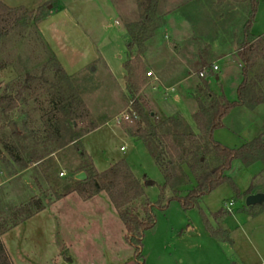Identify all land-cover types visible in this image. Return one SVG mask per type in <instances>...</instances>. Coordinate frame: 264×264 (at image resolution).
<instances>
[{
    "label": "rangeland",
    "instance_id": "obj_1",
    "mask_svg": "<svg viewBox=\"0 0 264 264\" xmlns=\"http://www.w3.org/2000/svg\"><path fill=\"white\" fill-rule=\"evenodd\" d=\"M9 1L33 11L40 7L45 16L38 22L33 21L35 14L31 19L23 18L0 38V95L6 91L16 97V106L8 117L0 111V217L5 220L3 225H9L7 220L11 218L12 211L35 196L48 197L53 206L4 233L1 237L3 244L16 264H113L119 259H114L106 245L101 243L104 240L101 231L108 226L116 234L119 227L116 224L112 226L110 218L105 221L95 218L101 213H109L110 216L112 207L108 206V212H105L104 206L87 209L78 205L80 197L77 192L63 195V186L68 175L81 167L83 160L78 149H82L101 169L121 158L126 161L129 156L127 162L145 182L152 204L158 199L163 178L161 171L142 142L134 145L121 132V123L125 121L123 115L131 107L122 68L129 40L125 25L140 18L138 0ZM258 2L261 5L258 21L264 24V0ZM244 8L245 2L241 0H223L221 3L217 0H157L158 16L154 18L150 31H155L150 41L158 43L157 51L147 52L145 46L141 53L145 70H150L152 76H147L145 72L146 82L139 96L144 111L155 113L158 124L171 115H178L189 130L197 133L192 118L197 109L193 93L203 78L198 76L197 69L193 68L195 73L184 80L181 75L158 78L160 83L173 85L176 89L180 87L182 102L179 105L183 109L177 110L170 104V96H163V89L153 78L165 65L169 67V72L175 71L173 53L168 45L163 44L174 39L182 41L190 62V54L195 53L197 47L207 44L218 66L215 70L217 78H207L210 90L223 93L229 101L236 98L240 66L236 47L230 41L233 30L237 31L235 23L243 18ZM136 53L138 51L134 47L131 55ZM257 61L255 74L264 69L260 66L261 60ZM59 66L64 73L58 70ZM72 98H79L91 113L92 120L98 124L96 129L81 136L74 144L70 142L71 138L88 120L72 124L71 119L63 115L61 106ZM186 102H191L192 109H184ZM239 107L232 108L224 116L223 125L217 128L213 137L229 148L240 146L253 130V137L264 133V105L255 109ZM116 120L120 128L115 124ZM8 126L20 135L21 140H29L26 151L18 149L15 154L25 157L35 142L41 152L51 149L53 153L38 164L25 158L22 164L15 162L2 141L8 140L15 145L19 143V138L10 134ZM168 130L172 128L158 126V133L166 144H169L166 139L169 142L178 141L180 147L188 149L198 143L197 139H191L188 131L183 135L170 136ZM121 146H124L123 150ZM205 158L209 166L215 164L210 152L206 151ZM260 163L257 161L246 166L234 163L231 181L237 192L231 182H224L203 194L198 201L199 207L205 212L218 213L220 217H230V222L234 224L231 216L223 212V203L231 201L233 213H245L244 210L248 209L244 204L245 192L249 186L253 185L255 192H264V171L254 176L261 168ZM178 168L176 166L180 173ZM60 171L64 172L63 176L59 175ZM166 192L168 196L169 192ZM56 194L67 196L56 202L53 201ZM101 197H105L104 194ZM171 201L168 213L184 212L182 207L176 212L179 202ZM260 207L264 208V204L254 205L253 210H260ZM153 211L157 216L160 209L155 206ZM59 229L66 242H74L71 248H63L57 232ZM92 233L93 236L98 234V237H89ZM92 242L99 245L93 246ZM122 243L124 253L120 260L133 249L123 236ZM253 244L255 241L248 245L249 252ZM246 247L244 244V251H247ZM65 256L72 261H64Z\"/></svg>",
    "mask_w": 264,
    "mask_h": 264
},
{
    "label": "trees",
    "instance_id": "obj_2",
    "mask_svg": "<svg viewBox=\"0 0 264 264\" xmlns=\"http://www.w3.org/2000/svg\"><path fill=\"white\" fill-rule=\"evenodd\" d=\"M223 0H217L221 3ZM245 2L243 18L235 23L237 31L231 34L232 45L236 47V57L240 66V81L236 88V98L232 101L226 99L223 93H214L210 90L207 78L216 77L215 70L212 69L211 60L213 59L210 47L206 44L197 47L195 53L191 55V62L197 72L204 70L206 78H202L193 95L197 102V109L192 118L195 123L197 133L192 132L187 127L185 121L178 115L161 121L155 120V113L146 112L140 102L139 91L146 82L145 65L141 58L145 50V41L152 36L150 31L153 29L152 23L157 17V0H138V7L141 9L140 18L137 21L127 23L126 35L129 40L126 43V59L122 63L125 77V89L131 102V112L135 117L130 121L121 123V127L128 136L135 138L143 143L146 150L152 157L154 163L161 171L164 182L160 187V193L155 204L150 203L147 198L142 182L136 178L124 159H118L110 164L106 169L97 171L88 154L78 149L83 160L81 167L75 173L83 171L86 175L84 180L73 178L75 173L68 175L64 184V193L77 192L83 200L89 199L101 192L105 193L112 204L117 216L124 227V237L133 248V256L136 260L142 261L140 254L141 239L144 232L154 225L155 215L153 207L163 208L164 193L169 192L168 200H177L180 206L186 210L195 207L206 231L211 236L227 239V234L223 229H214L208 222L204 211L199 207L200 197L213 190L224 182H231L233 189L237 188L231 181L229 171L234 163L249 165L260 161L264 164V133H260L250 140L242 143L238 147L229 148L213 139V132L220 128L224 116L234 107L244 106L254 108L264 105V69L258 74L254 73L258 59L261 60V67H264V36L255 37L251 34L250 28L254 22V16L258 6V0H241ZM37 8L27 10L23 6L8 7L0 1V38L12 30L21 19H31L34 22L40 21L45 15ZM233 27L232 29H234ZM239 29V31H238ZM136 47L138 53L131 55V50ZM59 71L64 73L59 66ZM18 96V95H17ZM16 106V97L4 91L0 95V111L9 116ZM63 115L71 119L72 124L88 120L77 135L71 138L72 144L84 134L96 129L98 124L92 120L91 113L86 105L79 98H72L65 105L61 106ZM164 125L171 135H183L188 131L192 140L197 139L195 147L186 149L180 147L179 142H169L166 144L162 135L158 133V126ZM9 127V126H8ZM10 134L19 138L17 145L2 140L4 148L10 157L17 163L22 164L24 158L34 164L43 161L44 157L53 153L48 149L41 152L37 148L38 143L31 144V149L25 157L15 154L18 149L22 152L27 149L29 140H21L20 135L11 127ZM187 133V132H186ZM168 137V135H166ZM166 137V138H167ZM25 139V138H24ZM23 141V142H22ZM27 145V146H26ZM192 146V144H191ZM46 149V148H45ZM210 152L215 158V164L209 166L205 154ZM178 166L180 173L177 171ZM254 192L253 185L246 190L245 195ZM63 195L56 194L53 201L60 199ZM51 204L48 197L35 196L21 207L13 210L9 225H3L0 221V235L15 226L19 222L41 211L46 205ZM261 208V207H260ZM253 209V206L249 211ZM260 210H264L261 208ZM218 213H213L215 217ZM0 264H12L0 239Z\"/></svg>",
    "mask_w": 264,
    "mask_h": 264
},
{
    "label": "crops",
    "instance_id": "obj_3",
    "mask_svg": "<svg viewBox=\"0 0 264 264\" xmlns=\"http://www.w3.org/2000/svg\"><path fill=\"white\" fill-rule=\"evenodd\" d=\"M0 1L8 7L23 6L25 8H28L24 5L14 4L9 0H0ZM260 6L261 5L258 2L257 10L254 16V22L250 28L251 34L255 37L264 36V24L258 21V17L261 11ZM28 10L31 9L28 8ZM154 34L155 31L152 34V36H150L144 43L147 52L151 51V53H155L157 51L155 49H157L158 43L154 44L153 42L150 41V39L153 37ZM163 44H166L170 47L169 50L171 53H173L172 59L175 60L173 64L175 66L173 67L175 68L174 72H176V70L178 72L176 73L172 71L169 72L168 71L169 67L165 65L161 67L160 71L158 72V76L154 75L155 80L158 81L156 82L158 83V86L161 89H163L162 91L163 92L162 94H164L163 96H167V95L170 96V101H171L170 104L177 110L178 108L183 109L179 105V103L182 102L181 98L179 97V92L181 91L180 87H177L176 89L173 85L160 83L159 79L160 78L163 79L164 77L170 78L181 75L182 76L181 79L184 80L186 78L191 77L195 73L193 69L194 67L190 65L191 62L189 58L186 57L187 53L186 51H184L185 49L183 47L184 45L182 44V41L174 39L169 43H163ZM149 47H151L150 50ZM214 62L215 59H212L211 63L215 64ZM170 87H173L172 91H169ZM165 90H167V92H165ZM183 105H184V109L185 108L192 109L191 102H186V104ZM115 124L117 125V127H119V125L116 122ZM216 131L217 129L214 130L213 137ZM121 132L123 136L129 138L134 145L137 144L138 142H141L135 138L128 136L123 131ZM254 132H255L254 130L252 132H249L247 138H244L243 141L246 142L250 140L253 137ZM136 147H138V145ZM86 153L91 158V156L87 151ZM128 159L129 156H127V160ZM91 160L94 168L97 171H102L113 163L110 162L105 168L101 169L94 163L93 158H91ZM127 164L130 170L132 171L133 175L143 182L140 175L135 171V169L131 167L130 163L127 162ZM260 164H261L260 165L261 168L258 170V172L255 173L254 176L264 171V164L262 163ZM163 182L164 179L162 178L161 186L163 185ZM143 189L150 203H152L148 196L147 193L148 188L145 186V183L143 184ZM252 193H255V191ZM102 194H104L105 197H101ZM166 194L167 193H164L165 196L163 203L164 207L159 208L160 212L158 211L159 215L157 214V216H155L153 227L146 230L142 236L141 248H140L142 261H138L134 258L133 249L131 252L130 251L126 252L125 258H122V260H120V256H122V253H124L123 252L124 247L122 243V236L124 237L125 234L124 227L122 222L119 221L120 220L118 219L119 217L115 216L114 213L115 210L105 193L101 192L86 200H83L78 197L79 198L78 200L80 202L78 203V205L85 206L87 207V209L88 207L104 206L106 207L105 212L106 211L108 212L109 210L108 206L112 207L110 216L109 213H101V215H99L98 217L95 216V218H98L100 221H105L108 220V218H110L112 221V226L116 224L119 227L118 232L117 233L115 232L116 234H113V230L108 229L109 228L108 226H107L108 228L106 227L105 230L101 231L104 238V240L101 241V243L106 245L107 250L111 252V255L114 259L116 260L119 259L113 264H264V210L252 209L251 211H249V209L252 208L251 207L248 208L247 210H244L245 213L235 214L233 213L232 209L231 212H226L224 208H222L224 213H228V215L231 216V218L234 220V224L230 222V217L224 218V216L220 217L219 215H216L214 217L213 211H208V212L204 211V213L207 216L209 224L214 229L220 228L226 232L228 238L223 239L221 237L211 236L208 233V231H206L204 224L198 213V210L195 207L188 208L186 210L183 209L184 212L181 214L168 213V210L171 205L170 203L173 201L168 200ZM66 196L61 197L60 199L56 200V202L64 200ZM225 203L226 202L223 203V207ZM51 206H53V203L46 205L45 208L42 209L41 211L19 222L18 224H16L15 226L11 227L8 230L18 228L19 226L27 222V220L40 214V212L50 209ZM177 206L175 207L176 212L181 209L179 203H177ZM88 211H93V210L89 209ZM10 219L7 221H10ZM55 219L57 220L58 218ZM51 228L55 229L54 226H51ZM8 230H6L0 235L2 244L3 241L1 237ZM60 230L61 229H59L57 232L61 238V241L63 242V248L66 249L68 247L71 248L74 242L68 240L66 242V240L62 237V233ZM92 236L93 233L92 235L90 234L89 237ZM95 236L98 237V234L97 235L95 234L93 237ZM251 241L252 242L255 241V244H253L254 246L251 247L252 249H250L249 252L248 247L250 246ZM256 242L258 248L256 246ZM92 243L93 246L99 245L98 242H92ZM76 244L74 245L76 246ZM244 244H246L247 246L246 247L247 251H244L243 250L244 248H242ZM3 246L12 264H16L15 260L11 257L10 253L8 252L4 244ZM67 259H70V261H67ZM64 261L71 262L72 259L69 258L68 256H65Z\"/></svg>",
    "mask_w": 264,
    "mask_h": 264
},
{
    "label": "water",
    "instance_id": "obj_4",
    "mask_svg": "<svg viewBox=\"0 0 264 264\" xmlns=\"http://www.w3.org/2000/svg\"><path fill=\"white\" fill-rule=\"evenodd\" d=\"M231 170L229 171V175H231ZM86 177L85 173L83 171H79L73 175V178L76 180H84ZM244 204L247 208H251L252 206L258 204L262 205L264 204V192H255L250 193L245 196ZM67 261H70V259H67Z\"/></svg>",
    "mask_w": 264,
    "mask_h": 264
},
{
    "label": "built area",
    "instance_id": "obj_5",
    "mask_svg": "<svg viewBox=\"0 0 264 264\" xmlns=\"http://www.w3.org/2000/svg\"><path fill=\"white\" fill-rule=\"evenodd\" d=\"M212 69L213 70H217V66L215 64H212ZM197 73H198V76L203 77V78H206V76H207L206 75V72L204 70H200ZM146 75L147 76H152V72L150 70H148V71H146ZM153 78H155L154 75H153ZM172 90H173V87H170L169 88V91H172ZM165 92H167V90H165ZM130 104H131V102H130ZM132 116L135 117V113L133 111L131 112V107H130V109L128 110V112H126V114L123 115V118H124L125 121H130ZM115 122L118 123L117 120ZM120 149L123 150L124 149V146H121ZM59 175L60 176H63L64 175V172L60 171L59 172ZM230 206H231V201H229L228 203H225L224 210L226 212H231V207Z\"/></svg>",
    "mask_w": 264,
    "mask_h": 264
}]
</instances>
